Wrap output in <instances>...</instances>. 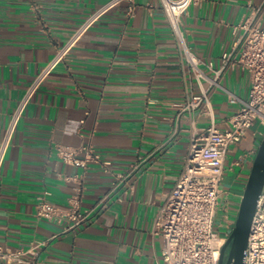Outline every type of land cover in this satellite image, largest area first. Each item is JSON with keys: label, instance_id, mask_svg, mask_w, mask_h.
I'll use <instances>...</instances> for the list:
<instances>
[{"label": "crops", "instance_id": "0c3cea01", "mask_svg": "<svg viewBox=\"0 0 264 264\" xmlns=\"http://www.w3.org/2000/svg\"><path fill=\"white\" fill-rule=\"evenodd\" d=\"M106 2L0 0V140L35 75ZM129 6L122 1L97 14L27 104L0 171V246L45 242L38 258L47 264H166L155 219L183 168L192 133L209 117L182 109L199 84L160 0H134L131 13ZM245 19L264 26V0H197L183 14L185 40L207 76L221 67ZM249 88V74L239 66L226 68L219 86L210 88L220 129ZM230 94L239 100L231 102ZM261 132L255 123L225 159L224 177L242 185L231 193L236 200ZM60 145H90L100 160L84 167L64 163ZM127 171L126 180L114 183ZM41 201L62 212L95 210L73 226L67 217L38 215Z\"/></svg>", "mask_w": 264, "mask_h": 264}, {"label": "built area", "instance_id": "2783aa9c", "mask_svg": "<svg viewBox=\"0 0 264 264\" xmlns=\"http://www.w3.org/2000/svg\"><path fill=\"white\" fill-rule=\"evenodd\" d=\"M122 1L130 3L131 13L134 9V0H107L71 35L26 87L10 113L4 135L0 140V171L18 122L42 81L72 47L88 23L97 14ZM195 1L197 0H160L188 68L199 84L200 92L191 94L182 105V109L197 108L209 117V124L206 127L192 133L183 168L173 187L166 192L165 200L155 219L154 232L162 238L161 254L166 264H219L221 249L235 220L231 217V209L227 204L223 221L219 224L223 232L214 230L218 205L224 193L222 181L225 159L231 147L244 139L255 123L264 127V26L258 19H245L240 23L237 28L241 33L236 39L235 46L231 51L222 54V65L213 70L214 75L207 76L202 68L205 63L187 44L181 24L183 14ZM234 66L241 67L249 74V95L247 99L239 100L230 94V101L239 100L240 106L226 120L225 128L220 129L210 103V88L219 86L221 74L226 68ZM209 67L211 68L210 65ZM203 81H207L208 86H204ZM263 134L261 132L262 136ZM56 151L59 158L70 165L84 167L88 160H100L99 154L90 145L77 148L60 145L56 147ZM108 164L109 161L103 162L105 168ZM130 173L131 171L116 174L114 183L126 180ZM113 188L114 186L111 190ZM231 195L229 192L225 194L227 202ZM94 210L95 208L79 211L71 207L62 212L46 201H41L38 205V215L67 217L73 222V226L89 217ZM44 244L45 242H39L28 248L16 249L0 246V259L12 264H47L38 258L39 250ZM243 264H264V189L252 218Z\"/></svg>", "mask_w": 264, "mask_h": 264}, {"label": "water", "instance_id": "95a60500", "mask_svg": "<svg viewBox=\"0 0 264 264\" xmlns=\"http://www.w3.org/2000/svg\"><path fill=\"white\" fill-rule=\"evenodd\" d=\"M264 189V134L257 146L248 177L239 200L230 234L224 243L219 264H243L252 218Z\"/></svg>", "mask_w": 264, "mask_h": 264}, {"label": "rangeland", "instance_id": "374dc122", "mask_svg": "<svg viewBox=\"0 0 264 264\" xmlns=\"http://www.w3.org/2000/svg\"><path fill=\"white\" fill-rule=\"evenodd\" d=\"M241 188H242V185L240 183H231L228 175L223 178L222 189L224 193L221 196V199L218 205L217 215H216L215 223H214L215 231L219 233L223 232V228H220L219 224L223 221V215L225 213V208L227 204L229 205L231 209V213H232L231 217L235 218L237 210H238L239 199L236 200V197L234 195H231V197L228 199V202H227L225 198V194L227 192L234 194V192L240 191Z\"/></svg>", "mask_w": 264, "mask_h": 264}]
</instances>
